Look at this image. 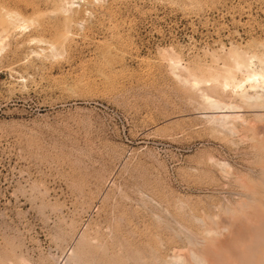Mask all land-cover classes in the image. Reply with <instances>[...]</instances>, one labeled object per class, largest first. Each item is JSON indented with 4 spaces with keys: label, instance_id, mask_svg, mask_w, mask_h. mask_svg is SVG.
Wrapping results in <instances>:
<instances>
[{
    "label": "rangeland",
    "instance_id": "1",
    "mask_svg": "<svg viewBox=\"0 0 264 264\" xmlns=\"http://www.w3.org/2000/svg\"><path fill=\"white\" fill-rule=\"evenodd\" d=\"M263 97L264 0H0V264H181L248 217Z\"/></svg>",
    "mask_w": 264,
    "mask_h": 264
},
{
    "label": "bare ground",
    "instance_id": "2",
    "mask_svg": "<svg viewBox=\"0 0 264 264\" xmlns=\"http://www.w3.org/2000/svg\"><path fill=\"white\" fill-rule=\"evenodd\" d=\"M3 17H4V15H3ZM8 19H9V17H8ZM4 22H6V21H4ZM9 23H12V22L9 21ZM9 25L11 26V24H4L3 25V26H5V30L8 29ZM33 41H34V39H33ZM238 65L236 64L235 68L239 69ZM239 67H242V66H239ZM256 74H254V75H256ZM261 75L263 76V74H261ZM227 76H228V79L231 78V77L229 78L230 75H227ZM215 78H218V77H215ZM247 79H249V82L251 83L250 88H256V87L260 86V84H262V83L258 84V82H260V81H257V79L254 76L252 77V75L250 78H247ZM261 79H263V78L261 77ZM224 83H227V82H224ZM195 84H193V86ZM238 88H240V86ZM241 88H242V86H241ZM202 95H204L203 96V102H204L203 107L206 105L204 107V109L207 108V110L211 109V110H215V111L216 110H220V111L229 110L230 112L238 109L237 106H234L231 104H226V103H223L222 101L212 99L211 96L208 94L204 93ZM241 97H243V100L247 99V95L246 96L243 95ZM258 98H260V96H258ZM249 100L251 101L250 96H249ZM245 102L243 101V103H245ZM252 102H254V101H252ZM259 103L260 104H255V105L261 107L263 110V108H264V97L262 98L261 101H259ZM234 112H236V111H234ZM238 118H239L238 115H236L234 113H232V114L230 113L228 115L223 114L221 116H218V115L216 116L214 114V116H212L211 119L216 125H218L220 127H225L227 124V121L236 120ZM261 181H259V182H261L260 184L258 183L256 186H254V188H252L251 191H249V193L246 194V196H245V198H247V201H246V203H244V205H243L244 208L242 211H244V214H245V211H247L248 217L245 219H242V218L239 219L237 217V215L241 211H238V213L235 212L234 215L229 220V223H227L226 227H224V228L223 227L222 228L217 227L216 229L205 228L206 230L203 231V233L201 232L200 235H197V240H194V238L192 240H190V238H189V240H190L189 241L190 242L189 243L190 244L189 245L190 246L189 256L187 255L188 256L187 259H185L181 264H212L210 262V260L212 258L211 259L209 258L210 259L209 260L207 256L213 255V257H214V255H215L216 259L218 257H219L218 259H220L221 254H219L218 250H220V248L224 247L226 244H228L227 249H231L232 252L234 253V256H236V258L234 260L240 262V264H264V178ZM244 214H241V217ZM224 222L226 223V221H223V223ZM208 223H209V221H208ZM209 227H210V225H209ZM241 230L242 231L244 230L245 234L242 235L241 238L239 236L238 241L232 240V233L233 234L235 233V235L237 234V236H238V234L240 232H242ZM237 236H236V238H237ZM222 252H225L224 249L222 250ZM225 253H227V252H225ZM225 253H224V256H222V257H224L226 260L227 257L225 256ZM177 257H176V259H177ZM230 257H231V255H230ZM179 258H180L179 260H183V258L181 259L180 255H179ZM172 260L174 261V259H172ZM225 260H222L221 262L222 263L224 262V264H225ZM175 261H177V260H175ZM211 261L213 262V259ZM216 261H215V263H216ZM236 261H235V263H237ZM221 262H220V264H221ZM177 263L178 262H176V264Z\"/></svg>",
    "mask_w": 264,
    "mask_h": 264
}]
</instances>
